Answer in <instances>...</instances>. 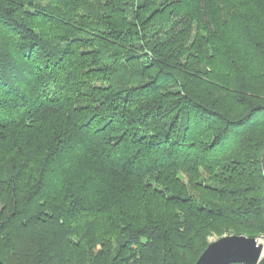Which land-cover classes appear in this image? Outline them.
Wrapping results in <instances>:
<instances>
[{
    "label": "trees",
    "instance_id": "obj_1",
    "mask_svg": "<svg viewBox=\"0 0 264 264\" xmlns=\"http://www.w3.org/2000/svg\"><path fill=\"white\" fill-rule=\"evenodd\" d=\"M263 152L264 0H0L5 264L264 237Z\"/></svg>",
    "mask_w": 264,
    "mask_h": 264
},
{
    "label": "water",
    "instance_id": "obj_2",
    "mask_svg": "<svg viewBox=\"0 0 264 264\" xmlns=\"http://www.w3.org/2000/svg\"><path fill=\"white\" fill-rule=\"evenodd\" d=\"M262 251L263 243L256 237L244 234L222 235L208 243L194 264H257L263 256ZM0 264L5 263L0 259Z\"/></svg>",
    "mask_w": 264,
    "mask_h": 264
},
{
    "label": "rangeland",
    "instance_id": "obj_3",
    "mask_svg": "<svg viewBox=\"0 0 264 264\" xmlns=\"http://www.w3.org/2000/svg\"><path fill=\"white\" fill-rule=\"evenodd\" d=\"M216 238H218L216 235H210L209 237H208V240H209V242L210 241H212V240H214V239H216ZM257 239H262L261 240V242L263 243V251H262V255L264 256V237L263 236H259V237H256ZM262 256V257H263Z\"/></svg>",
    "mask_w": 264,
    "mask_h": 264
},
{
    "label": "built area",
    "instance_id": "obj_4",
    "mask_svg": "<svg viewBox=\"0 0 264 264\" xmlns=\"http://www.w3.org/2000/svg\"><path fill=\"white\" fill-rule=\"evenodd\" d=\"M259 240H260V239H259ZM261 240H262V239H261ZM261 240H260V241H261Z\"/></svg>",
    "mask_w": 264,
    "mask_h": 264
}]
</instances>
